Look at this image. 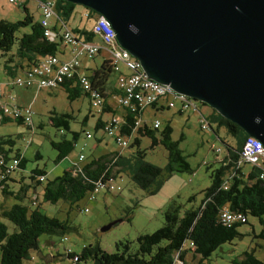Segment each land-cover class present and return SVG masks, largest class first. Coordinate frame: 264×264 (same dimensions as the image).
Instances as JSON below:
<instances>
[{"label": "trees", "instance_id": "obj_1", "mask_svg": "<svg viewBox=\"0 0 264 264\" xmlns=\"http://www.w3.org/2000/svg\"><path fill=\"white\" fill-rule=\"evenodd\" d=\"M51 1L49 2L55 3L56 20L68 27V22L77 5L64 0ZM20 7L24 14L22 20L16 22L0 20V56H8L4 63L13 62L14 57L19 58L12 67L4 68L7 80L23 71L25 67L35 64L40 57L59 56L62 52L61 42L48 40L44 36L39 20H35L25 4ZM87 10L90 16L98 15ZM71 31L82 36L86 42H91L93 39V34L90 31L74 29ZM115 45L117 44L115 43ZM95 56L87 60H92ZM112 73L114 72L110 60L103 59L99 67L91 70V75H87L90 81V90L104 98L101 113L107 111L108 90H110L111 96L121 95L116 83L111 85ZM75 78L76 76H74V80L66 81L58 88L64 89L70 100L82 96L89 101L88 93L81 92L75 83ZM151 107L161 110L169 109L157 104H153ZM123 111L121 134L128 138V146L124 149L131 147L136 149L134 148L126 156L119 151L93 157L87 161L84 158L83 161H78L75 165L65 168L60 176L52 180H46V173L42 169L32 170L29 179L33 186L34 196L31 195L27 205H24L22 201L27 195L29 186L23 185L17 192L14 191L18 183L15 174H19L21 179L24 178L21 172L24 170L26 160L21 152L12 149L14 142L11 138H0V155L3 156L4 161L8 163L13 158L18 161L17 165L8 173L1 172L0 174L2 199L6 200L7 197H12L15 201L9 208L2 209L0 212V218L6 219L15 227V231L8 233L6 225L0 220V264H23V261L32 259V251L43 254L38 247V238L41 235L62 237L69 230H76L68 220H60L55 216L48 217L41 209V203L56 205L63 202L76 207L77 202L90 195L98 181L106 180L109 177L115 179L120 173L128 175L140 190H144L148 195H153L161 187L163 174L170 176L174 173H191L189 165L177 147V142L171 140L172 128L169 124L161 130V124L157 129H154L152 125L151 127L143 125L136 128L135 122L142 118L143 111L136 113L125 109ZM178 112L182 114L185 111H179L178 107ZM201 117L206 119L209 128H212L211 123H215L218 128H225L227 135L233 139L234 146L226 145V152L223 156L220 154L221 157L218 162L216 161L219 167L209 173L210 186L203 191V199L200 204L195 208L185 210L180 215L181 206L172 200L163 212V224L154 232L139 234L134 242L118 241L114 244L113 252L103 250L98 243L84 246L79 253L67 250L65 255L70 264H86L87 262L91 264H175L176 256L182 264H186L184 256L187 252H191L194 257L199 258L195 264H203L222 244L241 237L237 232V227L247 222V216L258 220L262 230L254 236L264 239V180L258 178L259 171L255 168L244 171L242 169L244 164L241 163L240 158L242 146L248 136L238 126L216 112L210 113L208 117ZM70 119L68 114H54L50 118V123L56 129L69 131ZM1 122L5 124L12 121L3 119ZM16 123L21 125L20 121ZM98 123L100 122L98 121ZM104 124L105 122L96 125L94 131L101 130ZM135 133L150 140V149L156 145L165 149L167 154L164 167L145 160L146 153L140 148L141 138L133 136ZM214 133L216 132L214 131ZM71 134V140L62 139L57 143L51 142L52 148L57 151L55 162L65 159L75 146L79 134L77 132H71ZM36 158L40 159L38 153ZM228 171L233 172V177L224 189L222 187L223 176ZM41 177L43 180H40ZM41 183H44L41 189L39 186L36 187ZM37 190H41V200H39L40 193L36 192ZM33 198L36 200L33 201ZM193 200L194 197H190L188 202ZM223 208L243 215L245 222L234 223L230 227L225 226L220 221V212ZM132 210L133 207H127L124 210V216L117 220L129 222ZM132 243L135 247H132ZM58 257L60 258V255ZM55 258L53 254L50 256V259L54 260ZM74 258L77 260L74 261ZM229 264H264V261L257 259L252 250L244 252Z\"/></svg>", "mask_w": 264, "mask_h": 264}, {"label": "rangeland", "instance_id": "obj_2", "mask_svg": "<svg viewBox=\"0 0 264 264\" xmlns=\"http://www.w3.org/2000/svg\"><path fill=\"white\" fill-rule=\"evenodd\" d=\"M49 1L52 2L51 0ZM1 4L4 8L2 9L0 5V13L5 15L0 16V20L6 18L5 20L7 21L16 22L23 19L22 7H13L5 2H1ZM35 7V3L29 0L27 8L33 17L37 19L38 13ZM78 10L88 11L80 5H77ZM69 25L70 27L84 26L88 28L93 25V22L91 18L86 19L84 16L78 18L75 13ZM98 41L101 42L100 39ZM67 48L69 58L65 60L71 58V48L70 46H67ZM103 58L109 59V55L102 53L90 62L86 60L84 63L89 62V65L99 67ZM7 59V55L0 56V82L6 76L4 68L12 67L19 58L14 57L13 62L4 63ZM120 69L122 73H127L122 66H120ZM115 78L116 73H112L110 82L114 81ZM19 90L21 89L15 88L12 90V95H19V98L25 103L21 104V106L31 107L34 131L32 133L23 124L19 125L13 121L5 124L0 122V138H11L14 142L12 149L21 152L26 160L24 170L21 172L24 178L21 179L19 174H15L18 183L14 190L17 192L23 185L29 186L27 195L22 201L24 205L28 204V199L33 192V186H31L29 179L32 170L36 168L42 169L46 173V180H52L60 176L67 166L77 163L79 155H82L87 161L92 157L96 158L101 153L121 151L126 156L135 148L122 149L115 143L113 138L108 137L102 130L94 131L95 118L100 113L96 108L91 111L89 101L86 98L80 96L70 100L67 98L66 91L62 88L53 90L42 89L39 91L28 89L26 90L27 92ZM195 104L198 109L196 112L185 111L182 114H178L180 103L177 102L176 107L173 109L157 113L147 109L142 115L143 121L150 127L153 120L160 122V130L169 124L172 128L171 140L177 142V147L189 165L191 173H174L170 176L163 174L161 187L153 195H148L144 190H140L128 175L120 173L114 181L115 185L121 188L120 191H112L109 194L98 193L91 200L88 199L89 196H85L76 203V207L63 202L56 205L41 203V209L48 217L55 216L60 220H68L69 224L75 227L76 230H69L62 237L41 235L38 238V247L43 254L32 251V259L23 261V264H70L69 259L65 255L67 250L72 253H79L84 246L96 243L103 250L113 252L116 242H134L139 234H149L161 227L163 224V212L172 200L181 206L180 215L185 210L197 207L203 199V191L210 186L209 173L219 167L217 163L219 158L215 159V154L210 148L211 145L214 148H220L222 151L221 156H223L226 152V145L234 146V141L227 135L225 128H218L215 123H211L212 128L202 130L199 123L201 116L208 117L210 113L216 111L200 101H195ZM54 114H68L71 117L69 120V131L56 129L51 125L50 118ZM85 117H88V119H85ZM87 131H90L95 138L100 139L102 137L98 154L95 153L96 139L93 137L90 140H85L84 136ZM71 132L79 134L75 146L65 159L55 162L57 151L52 148L51 142L57 143L62 139L71 140ZM133 136L141 138L140 148L146 153V161L159 167L165 166L167 153L163 147L156 145L150 149V140L147 137H140L136 133ZM37 153L40 159L36 158ZM204 162L206 165L203 164ZM262 165L264 167V164ZM242 169L248 171L251 166L242 165ZM231 175L232 173L226 172L223 176V182ZM37 186L41 189L44 183ZM38 192L40 193L41 190H38ZM41 196L40 193L39 200H41ZM190 197H194V200L188 202ZM14 203L15 201L12 197H7L6 200H3L0 194V212ZM127 207H133L129 222L123 220L120 223L118 222V224L116 223L108 231L100 232L103 226L121 219ZM85 210L87 211L85 212ZM0 220L6 225L8 233L15 231V227L6 219L0 218ZM261 230L262 227L258 220L247 216V222L237 227V232L241 237L222 244L212 253L209 260L203 264H229L230 261L240 257L244 252L252 250L257 259L264 261V239L254 236L258 235ZM132 247H135L134 243H132ZM45 254L49 256L53 254L56 258L54 260L50 259ZM57 254L60 255V258ZM86 264L91 263L87 262Z\"/></svg>", "mask_w": 264, "mask_h": 264}, {"label": "water", "instance_id": "obj_3", "mask_svg": "<svg viewBox=\"0 0 264 264\" xmlns=\"http://www.w3.org/2000/svg\"><path fill=\"white\" fill-rule=\"evenodd\" d=\"M64 1L103 16L148 78L205 103L264 147V0Z\"/></svg>", "mask_w": 264, "mask_h": 264}, {"label": "built area", "instance_id": "obj_4", "mask_svg": "<svg viewBox=\"0 0 264 264\" xmlns=\"http://www.w3.org/2000/svg\"><path fill=\"white\" fill-rule=\"evenodd\" d=\"M13 6H21L27 0H8ZM35 3L39 11V22L44 32V36L50 41L61 42L63 46H70L71 58L69 60H61L56 55H45L39 60L18 73L13 78L5 82L15 88L21 89H56L64 82L74 80L79 86L81 92L88 93L89 108H96L99 113L102 110V98L97 92L90 90L89 77L81 73L82 60L91 59L101 50H104L109 55V60L113 67V72L116 73V86L120 90L121 95L113 96L117 106L123 110H128L131 113L144 111L146 108L151 107L153 104L163 105L169 109L176 107L177 102L180 103L179 111H192L196 112L197 106L194 100L190 97L179 94L173 89L159 84L152 79L148 78L143 68H139L136 58L130 55L127 50H121L118 45H115V40L112 37V30H109V25H102V18L94 15V23L90 30L93 36H97L101 40V45L93 42H86L75 35L68 27L56 20V13L54 11V4L49 0H31ZM84 17L90 18L89 11H86ZM120 66H122L127 73H122ZM5 95L7 100L3 101L1 97ZM33 111L30 106H21L16 102V98L9 92H2L0 84V122L3 119H8L13 122L20 121L21 124L26 126L33 133L34 126L32 123ZM200 128L207 130L209 128L208 122L203 117L200 118ZM123 118L112 117L109 121L105 122L102 131L110 138H113L122 149L128 146V138L121 134ZM142 125V118L137 119L135 127L139 128ZM160 122L155 120L152 124L154 129L159 128ZM134 133V131H133ZM85 140L92 139V134L85 133ZM211 151L215 154V159L220 157L221 149L214 148L211 145ZM241 163L249 165L259 171L258 178L264 180V152L262 144L259 140L253 137H247L240 153ZM84 160L82 155H79L78 161ZM18 161L16 159L10 160L8 163L4 161L0 155V174L1 172L8 173L12 170ZM206 165V163H203ZM239 165H242L239 163ZM2 167V169H1ZM232 175L222 182V187L226 189L228 181L233 177ZM1 178V176H0ZM40 180H43L41 177ZM114 177H109L106 180H100L95 184L93 191L90 193L88 199L91 200L98 193H110L112 191H120L121 188L114 183ZM36 200L33 198V201ZM35 204V203H33ZM87 210H85L86 212ZM220 221L227 227L232 226L234 223H244L245 217L239 213L231 212L227 208H223L220 212ZM192 245V244H191ZM77 260L76 258L73 259ZM177 260V261H176ZM182 264L177 256L175 264Z\"/></svg>", "mask_w": 264, "mask_h": 264}, {"label": "crops", "instance_id": "obj_5", "mask_svg": "<svg viewBox=\"0 0 264 264\" xmlns=\"http://www.w3.org/2000/svg\"><path fill=\"white\" fill-rule=\"evenodd\" d=\"M28 1L29 0H27L26 1V3H25V5H26V7H28ZM1 2H5L6 4L8 3V5H10V3H9V1L8 0H0V5H1V8L3 9L4 7H3V5L1 4ZM11 6H13L12 4H11ZM8 7V6H7ZM13 7H16V6H13ZM35 9H36V11H37V13H38V18L37 19H35V20H39V11H38V9H37V7H35ZM5 12V11H4ZM78 12V13H77ZM85 10H78L77 11V6L75 7V9H74V13H73V15L76 13V15H77V17L78 18H82L83 16H84V14H85ZM5 13H7V12H5ZM3 15H5L4 13H0V16H3ZM72 15V16H73ZM72 18V17H71ZM71 18H70V20H71ZM91 19H92V22L94 23V18H93V15H92V17H90ZM89 18V19H90ZM6 18H3V19H1V20H5ZM70 20H69V22H68V28L70 29V30H72V29H74V30H77V31H90L91 30V28H92V26H90V27H88V28H86V27H82V26H80V27H70ZM76 35V34H75ZM78 37H80V39H82L83 40V38H82V36H79V35H77ZM99 40V38L97 37V36H93V39H92V41L91 42H93V43H95V44H98V45H101V42H99L98 41ZM61 50H62V52H61V54L58 56L61 60H65V59H68L69 58V55H68V48H67V46H63V45H61ZM102 53H107L106 51H104V50H101L100 51V53L99 54H102ZM96 56H98V55H96ZM95 56V57H96ZM94 57V58H95ZM93 58V59H94ZM104 60H105V58H103ZM106 60H109V59H106ZM84 61H86V59L85 60H82V62H81V73H83V74H86V75H91V70H94V69H96V68H98V67H96V65H94V66H91V65H89V62L91 61V60H87V61H89V62H85L84 63ZM25 68H27V67H25ZM24 68V69H25ZM3 80H7L6 78L5 79H3ZM2 80V82H1V90H2V92H9L11 95H12V90H14L15 88H13V87H11V86H9V85H5V82L6 81H3ZM115 80H116V78H115ZM115 80L114 81H112L111 82V85H113L114 83H115ZM30 90H32V89H30ZM19 91H22V92H27L26 90H19ZM107 93H109V95L106 97V104H107V108H106V110L108 111H106V112H103V113H100V114H98L97 115V117L95 118L96 119V123H95V125H94V128H95V126L96 125H98V124H100V123H103V122H107V121H109L112 117H116V118H121V117H123V115H124V111H123V109L121 108V107H119V106H117V104H116V102L114 101V99H113V96H111L110 95V90H108L107 91ZM16 96H14L15 98H16V102L19 104V105H21V104H25L20 98H19V95L17 96V94H15ZM1 99L3 100V101H6L7 100V98H6V96L5 95H3L2 97H1ZM8 101V100H7ZM158 107H161V106H158ZM147 109H150V110H152L153 112H155V113H157V112H160V111H163V110H169V109H166V108H163L162 110L161 109H159V108H152V107H149V108H146L145 110H147ZM157 109H159V110H157ZM144 110V111H145ZM143 111V112H144ZM178 114H179V112H178ZM85 119H88V117H85ZM100 122V123H98L97 124V122ZM153 121H155V120H153ZM152 121V122H153ZM142 125H146V126H148L147 124H146V122L145 121H143V119H142ZM151 125H152V123H151ZM148 127H150V126H148ZM87 132H89V133H91L90 131H87ZM87 132H85V133H87ZM95 138V136H93L92 135V138ZM102 137H100V139L99 138H95L96 139V142H97V145H96V150H95V153L96 154H98V152H99V150H100V147H101V139ZM106 154H109V153H106ZM106 154H102L101 153V155H97V157L98 156H102V155H106ZM93 158V157H92ZM91 158V159H92ZM76 164V163H75ZM75 164H71V165H69V166H73V165H75ZM68 167V166H67ZM36 192H38V190L36 191ZM41 193V192H40ZM109 194V193H108ZM32 196H34V193L32 192V194H31ZM45 255H47V254H45ZM44 255V256H45ZM47 256H49V255H47ZM49 258H50V256H49ZM198 257H194V256H192V253L191 252H187L186 254H185V256H184V262L186 263V264H195L197 261H198Z\"/></svg>", "mask_w": 264, "mask_h": 264}, {"label": "bare ground", "instance_id": "obj_6", "mask_svg": "<svg viewBox=\"0 0 264 264\" xmlns=\"http://www.w3.org/2000/svg\"><path fill=\"white\" fill-rule=\"evenodd\" d=\"M99 15V14H98ZM99 17L100 18H102V25H109V30H112V37L114 38V40H115V43L119 46V48L121 49V50H124L123 48H121V46L119 45V43L117 42V40H116V38H115V33H114V30L113 29H111V24L103 17V16H100L99 15ZM136 62L139 64V68H142V66L140 65V62L136 59ZM191 100H193L192 98H191ZM262 149H263V152H264V147L262 146Z\"/></svg>", "mask_w": 264, "mask_h": 264}]
</instances>
